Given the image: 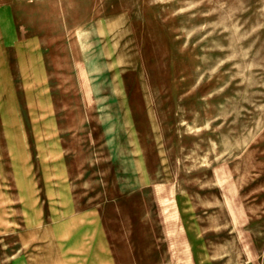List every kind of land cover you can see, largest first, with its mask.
Here are the masks:
<instances>
[{
  "label": "rangeland",
  "instance_id": "374dc122",
  "mask_svg": "<svg viewBox=\"0 0 264 264\" xmlns=\"http://www.w3.org/2000/svg\"><path fill=\"white\" fill-rule=\"evenodd\" d=\"M0 49V264H264V0H0Z\"/></svg>",
  "mask_w": 264,
  "mask_h": 264
},
{
  "label": "crops",
  "instance_id": "0c3cea01",
  "mask_svg": "<svg viewBox=\"0 0 264 264\" xmlns=\"http://www.w3.org/2000/svg\"><path fill=\"white\" fill-rule=\"evenodd\" d=\"M9 14H5L2 16V24L12 25L14 23L13 20L8 18ZM12 17V16H11ZM10 29V28H9ZM9 40L11 38H8ZM19 39V38H18ZM4 50L0 49V114H4L3 106H7V109L10 102V97L12 95L11 90L20 88L18 84H15L16 77L13 74L14 68L11 69L9 66V61H7L6 54L3 53ZM40 56V52L38 57ZM39 63V60L37 61ZM19 68L16 67V72L19 76ZM20 77V76H19ZM17 77V79L19 78ZM19 80V79H18ZM2 119V117H1ZM20 119V118H17ZM39 225H34L33 232L35 233L37 227ZM24 226L23 228H25ZM24 232V230H23ZM18 253L16 256H12L8 258L7 264H75L73 256L69 255V252L64 251V248L61 246V243L54 242V244H50V246H42L40 241L33 242L30 246H26L25 242L19 240L18 242ZM42 248H49L54 251L55 255L50 257H41L40 250ZM28 249V250H26ZM30 250V251H29ZM102 259V260H101ZM97 260V262L91 264H122L118 258H110L107 261V258H101ZM112 261V262H111ZM2 262L1 264H4ZM84 264V263H83ZM86 264V263H85ZM90 264V263H87Z\"/></svg>",
  "mask_w": 264,
  "mask_h": 264
}]
</instances>
